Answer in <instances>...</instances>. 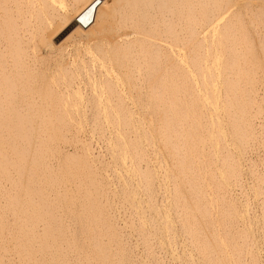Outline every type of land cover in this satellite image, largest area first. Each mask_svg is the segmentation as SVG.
I'll return each mask as SVG.
<instances>
[{"label": "bare ground", "instance_id": "6f19581e", "mask_svg": "<svg viewBox=\"0 0 264 264\" xmlns=\"http://www.w3.org/2000/svg\"><path fill=\"white\" fill-rule=\"evenodd\" d=\"M0 264H264V0H0Z\"/></svg>", "mask_w": 264, "mask_h": 264}]
</instances>
